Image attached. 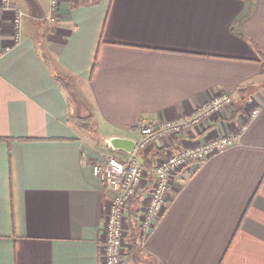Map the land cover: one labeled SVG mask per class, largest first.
Wrapping results in <instances>:
<instances>
[{
    "label": "crops",
    "instance_id": "1",
    "mask_svg": "<svg viewBox=\"0 0 264 264\" xmlns=\"http://www.w3.org/2000/svg\"><path fill=\"white\" fill-rule=\"evenodd\" d=\"M12 1L23 19L0 11V264H104L96 164L116 154L153 165L237 133L174 181L142 246L158 264H264V0ZM221 94L233 112L137 150L143 123ZM128 252L120 264H146Z\"/></svg>",
    "mask_w": 264,
    "mask_h": 264
},
{
    "label": "built area",
    "instance_id": "2",
    "mask_svg": "<svg viewBox=\"0 0 264 264\" xmlns=\"http://www.w3.org/2000/svg\"><path fill=\"white\" fill-rule=\"evenodd\" d=\"M58 0H51L56 7ZM12 0H1L0 11L14 10L15 24H22L23 12L13 6ZM236 100L229 94L217 95L212 100L199 106L193 113L173 120L145 122L140 126V139L137 150L149 151L151 147L165 137L184 136L194 126L226 110L233 112ZM257 105L252 112L254 119L260 113ZM240 133L235 136H218L203 143L183 146L179 150H165L153 165L138 161L135 155L121 158L109 154L105 161L94 166V173L105 182L106 189V227L102 245L104 264H120L125 257L127 213L131 202L147 201L140 215L141 236L147 238L150 229L161 217L168 205L170 188L177 179L185 180L196 168L218 152L239 143ZM196 166V167H195ZM126 233V234H125Z\"/></svg>",
    "mask_w": 264,
    "mask_h": 264
},
{
    "label": "trees",
    "instance_id": "3",
    "mask_svg": "<svg viewBox=\"0 0 264 264\" xmlns=\"http://www.w3.org/2000/svg\"><path fill=\"white\" fill-rule=\"evenodd\" d=\"M95 67V66H94ZM135 210H131L130 214H131V236H130V245L128 248V253L129 255L133 256V259H135L136 261L139 262H144L146 264H158L157 259H155V257L144 253L143 248L140 247V240L141 239V235L140 232L138 230V228L136 227V216L135 215Z\"/></svg>",
    "mask_w": 264,
    "mask_h": 264
},
{
    "label": "rangeland",
    "instance_id": "4",
    "mask_svg": "<svg viewBox=\"0 0 264 264\" xmlns=\"http://www.w3.org/2000/svg\"><path fill=\"white\" fill-rule=\"evenodd\" d=\"M257 105L254 103V102H249V104H248V107L247 108H250L249 110H251V112H252V110L256 107ZM250 112V113H251ZM222 136H224V135H222ZM215 138V137H214ZM146 203H147V201H144V202H140L139 200H135V201H133V202H131V204H130V207H131V209H130V207L128 208V213H127V217H128V219H127V223H126V233H127V236L125 237V241H126V243H128V245L125 247L127 250H128V246L130 245V236H131V214H130V212H131V210H135L136 212H135V215H137L136 216V218H138V215L139 214H142V210H144L145 209V207H146ZM133 204V205H132ZM132 205V206H131ZM129 210H130V212H129ZM139 218H140V215H139ZM136 227L138 228V230H139V232H141L142 233V230H141V225H140V220L139 221H137L136 222ZM125 233V234H126ZM141 239H142V236H141ZM141 239H139L140 241V247L141 248H143V240H141ZM143 251H144V248H143Z\"/></svg>",
    "mask_w": 264,
    "mask_h": 264
},
{
    "label": "water",
    "instance_id": "5",
    "mask_svg": "<svg viewBox=\"0 0 264 264\" xmlns=\"http://www.w3.org/2000/svg\"><path fill=\"white\" fill-rule=\"evenodd\" d=\"M108 144L115 149H125L128 152H133L134 147L136 146L135 141L127 140L126 138L112 137L105 140ZM132 147V148H131Z\"/></svg>",
    "mask_w": 264,
    "mask_h": 264
}]
</instances>
